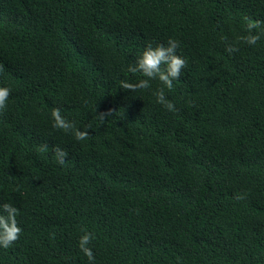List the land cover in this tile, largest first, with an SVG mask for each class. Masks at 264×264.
Masks as SVG:
<instances>
[{"label": "trees", "instance_id": "trees-1", "mask_svg": "<svg viewBox=\"0 0 264 264\" xmlns=\"http://www.w3.org/2000/svg\"><path fill=\"white\" fill-rule=\"evenodd\" d=\"M169 38L172 89H123ZM0 64V205L22 229L0 264H89L85 231L94 264H264V0H0Z\"/></svg>", "mask_w": 264, "mask_h": 264}, {"label": "clouds", "instance_id": "clouds-1", "mask_svg": "<svg viewBox=\"0 0 264 264\" xmlns=\"http://www.w3.org/2000/svg\"><path fill=\"white\" fill-rule=\"evenodd\" d=\"M248 35L241 39L248 45H255L260 40L259 34H252L254 29L260 28L261 21L246 18ZM179 44L176 40L169 38L167 45L157 44L153 47L151 44L146 46L141 54L137 57L134 64L129 65L128 71L131 73H141L146 79H140L137 83L122 81L121 87L125 90L135 92L138 89L150 88V81L159 80L163 86L171 90L173 81L180 78L181 71L186 67V60L177 54ZM226 51L230 54L239 49L231 44L226 46ZM4 70V66L0 64V72ZM157 103L164 106L168 111H175V105L168 100L165 95L164 87L158 88L154 93ZM11 95V89L6 86H0V111L7 108V101ZM111 114L101 113L97 115V119L104 121L106 116ZM53 120V128L71 133L77 141H83L88 138L87 130L76 128L74 122L67 120L59 108H53L51 112ZM41 151H46V146L41 147ZM57 162L63 164L68 153L60 147L53 149ZM245 195H239L236 199H245ZM0 247L8 249L14 242L19 239L22 229L18 225L16 219L19 210L11 203H3L0 205ZM94 238L93 233L84 232L79 238L78 247L87 257L89 264H94L95 256L89 247Z\"/></svg>", "mask_w": 264, "mask_h": 264}]
</instances>
